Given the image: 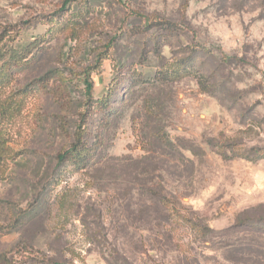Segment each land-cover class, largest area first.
Returning <instances> with one entry per match:
<instances>
[{
	"label": "rangeland",
	"instance_id": "1",
	"mask_svg": "<svg viewBox=\"0 0 264 264\" xmlns=\"http://www.w3.org/2000/svg\"><path fill=\"white\" fill-rule=\"evenodd\" d=\"M65 1L0 0L10 44H46L15 73L32 122L0 181V264H264V0ZM79 125L93 159L60 164Z\"/></svg>",
	"mask_w": 264,
	"mask_h": 264
},
{
	"label": "trees",
	"instance_id": "2",
	"mask_svg": "<svg viewBox=\"0 0 264 264\" xmlns=\"http://www.w3.org/2000/svg\"><path fill=\"white\" fill-rule=\"evenodd\" d=\"M69 1L71 0H66L64 5L66 6ZM145 19V24L149 27L155 23L156 18L150 19L146 16ZM168 24V28L174 26L171 22H168ZM45 45L43 41H35L27 44L25 47H17L10 44L8 39L0 34V181L6 176L9 169V161L15 159L14 148L10 146L9 142L15 136H20L24 119L27 118L28 122H32L31 118L29 119L30 108L26 107L32 95L31 87L25 85L16 89L14 87L15 73L18 68L30 65ZM179 63L181 64L182 62L179 61ZM174 65V63L171 64L170 70L167 68L166 71H158V74L154 78L149 79L148 83L156 86L158 84L175 82L180 77L177 76L180 70L173 68ZM93 67L90 66L78 73L85 84L89 103L94 101V80L92 74L95 69L99 70L101 68V64L95 66L96 68ZM52 74L51 77H60L59 80L62 85L68 84V77L64 76L61 72H52ZM82 130L81 125L77 126L74 142L68 149L57 154L56 157L60 164L72 160L79 166L86 167L93 159L92 155H94L96 145L86 146V143H83ZM247 221L246 218L241 216L237 218L238 225H245ZM0 257L3 258L2 255Z\"/></svg>",
	"mask_w": 264,
	"mask_h": 264
}]
</instances>
